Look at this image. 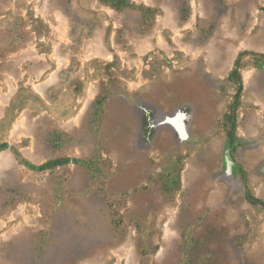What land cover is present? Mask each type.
Segmentation results:
<instances>
[{
	"label": "rangeland",
	"instance_id": "obj_1",
	"mask_svg": "<svg viewBox=\"0 0 264 264\" xmlns=\"http://www.w3.org/2000/svg\"><path fill=\"white\" fill-rule=\"evenodd\" d=\"M0 264H264V0H0Z\"/></svg>",
	"mask_w": 264,
	"mask_h": 264
}]
</instances>
